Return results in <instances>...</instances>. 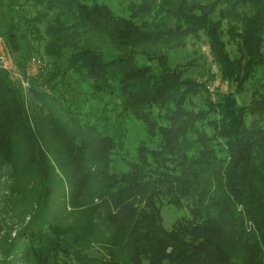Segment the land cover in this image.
I'll use <instances>...</instances> for the list:
<instances>
[{"label": "trees", "instance_id": "trees-1", "mask_svg": "<svg viewBox=\"0 0 264 264\" xmlns=\"http://www.w3.org/2000/svg\"><path fill=\"white\" fill-rule=\"evenodd\" d=\"M123 2L0 0V39L17 64L44 60L23 72L30 99L0 68V158L32 182L8 199L3 216L21 226L0 253L19 248L23 264H264V0ZM188 44L207 45L228 90L188 74L202 53L172 63ZM129 119L146 134L133 155ZM55 170L70 189L58 204ZM164 204L186 211L169 230Z\"/></svg>", "mask_w": 264, "mask_h": 264}, {"label": "rangeland", "instance_id": "rangeland-1", "mask_svg": "<svg viewBox=\"0 0 264 264\" xmlns=\"http://www.w3.org/2000/svg\"><path fill=\"white\" fill-rule=\"evenodd\" d=\"M111 6L116 7L118 5V2L121 1L122 5L124 4L123 0H107ZM4 8L0 7V25L3 26L6 24V14L5 11L3 10ZM3 28V27H1ZM201 53L203 54V57L200 62L203 64L202 66H195L190 68L189 70V75L192 77H196L198 80H204L205 77H208L211 73L213 74V80L209 82L208 87L209 88H214V91L219 90V89H224L228 90V87L226 84L219 79L218 75V70L215 65V63L212 61L210 54H209V49L206 44H197V45H190L188 44L184 49L174 51L172 53H169L170 60L172 63H184L191 57H199L202 56ZM16 55L17 54H12L10 53L9 49L6 48L4 40L1 38L0 39V68L5 69L10 75L11 81H19L21 78H24V68L25 64L23 67H20L17 62H16ZM30 58V57H29ZM29 58L26 60L28 61ZM43 60V59H42ZM25 61V63H26ZM44 62V60H43ZM201 72L203 73V76L200 77ZM21 89L24 91L25 96L30 99L32 98L31 94L27 91V88L22 85ZM77 90L80 91V89L76 88ZM82 93V94H81ZM80 95H84L85 99H88L87 94L83 90L80 91ZM250 96V88H249V82L246 84L244 91H242L239 95H236L237 101L239 104H246L248 102ZM97 105V104H96ZM98 107V108H97ZM96 108H92V112L96 116H101L109 114L108 110H104L97 106ZM120 125H123L125 123H119ZM128 127L127 130V136L125 139L126 145L130 150V155H133V150L136 144H138L140 141L144 140L146 138V134L144 129L142 128V124L134 119H129L128 123L126 124ZM18 170H13L11 167L6 164L1 158H0V247H6V245L10 242V239L14 238L16 236V232L20 228L21 224L17 222L18 219L14 218L13 215L3 216V211L5 210L7 206V202L9 201L8 199H11L13 194L19 193L21 194H26L29 190L30 187L32 186V182H29L28 184L22 185V180H16V177L14 176V173L18 174ZM56 174L58 175L56 179L57 182L61 179L63 181V188L59 189L56 196L53 198V203L59 202V198L64 192L65 196H68L69 193V185L68 183H65L66 177L65 175L60 171V170H55ZM65 178V180L63 179ZM14 184H17V187L15 188V192H12V188ZM17 196V198H18ZM20 203H17L18 206H23L22 201L19 199ZM185 210H181L179 212H176L172 207L168 205H162L160 214H161V219H162V224L163 227L167 230L172 228L173 223L177 219L179 215H184ZM67 218L70 220L72 219V214H68ZM2 219H5L4 222ZM27 218H25V221ZM13 222V223H11ZM7 223V224H6ZM6 224V225H5ZM9 227L7 229V227ZM6 236L7 241L4 242L2 240V237ZM20 250L16 251H11L7 253L6 255H2V252L0 253V263L2 261H9L12 264H23L26 261L24 260V256L19 253ZM23 256V257H22Z\"/></svg>", "mask_w": 264, "mask_h": 264}, {"label": "built area", "instance_id": "built-area-1", "mask_svg": "<svg viewBox=\"0 0 264 264\" xmlns=\"http://www.w3.org/2000/svg\"><path fill=\"white\" fill-rule=\"evenodd\" d=\"M41 67H42V60L39 57L31 56L25 65L24 71L28 77H34L38 73ZM20 81L23 86L27 84L26 81L22 80V78L20 79ZM209 90L212 91L213 89L209 88Z\"/></svg>", "mask_w": 264, "mask_h": 264}]
</instances>
